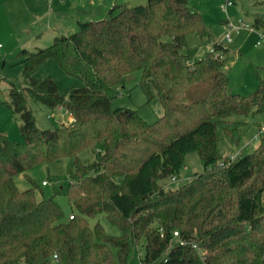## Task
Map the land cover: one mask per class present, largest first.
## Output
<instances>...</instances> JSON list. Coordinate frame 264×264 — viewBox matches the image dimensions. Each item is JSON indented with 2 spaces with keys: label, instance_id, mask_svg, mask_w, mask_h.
I'll return each mask as SVG.
<instances>
[{
  "label": "trees",
  "instance_id": "trees-1",
  "mask_svg": "<svg viewBox=\"0 0 264 264\" xmlns=\"http://www.w3.org/2000/svg\"><path fill=\"white\" fill-rule=\"evenodd\" d=\"M77 26L27 52L24 85L8 91L22 140L0 132V264H128L141 240L140 264H264V137L232 159L219 148L222 138L238 145L247 130L232 115L264 114V65L252 92H231L223 70L227 48L211 40L187 0L117 3L105 17ZM188 34L211 43L204 56L191 60L181 51ZM47 58L81 84L61 94L52 76L35 78ZM133 71L140 72L144 103L161 105L151 122L135 109L112 106ZM29 99L50 109L61 105L72 120L40 129ZM83 149L94 152L91 162L79 159ZM192 151L202 170L175 188L159 185L180 177ZM67 156L73 157L65 190L72 218L52 197L36 199L31 179L25 190L13 180ZM99 215L120 234H107L98 221L89 225Z\"/></svg>",
  "mask_w": 264,
  "mask_h": 264
},
{
  "label": "rangeland",
  "instance_id": "rangeland-1",
  "mask_svg": "<svg viewBox=\"0 0 264 264\" xmlns=\"http://www.w3.org/2000/svg\"><path fill=\"white\" fill-rule=\"evenodd\" d=\"M107 1L0 0V132L9 140H22L19 131L21 123L19 115L7 106L10 85L14 84L17 88L24 85L21 76V60L27 52L48 46L55 34L59 33L57 30L69 35L77 30V21L85 20L86 16L88 20L105 17L106 6L103 4ZM115 1L145 2V0ZM187 1L189 6L200 12L211 34V40L223 42L222 35L227 20L242 19L246 24L254 27V30L241 28L233 32L231 41L224 43L227 52L223 56L225 64L223 70L228 76L230 91L241 95L252 92L257 86L258 76L263 75V71L258 67L264 65V1L256 3L255 0H230L232 4L225 7L222 5L226 0ZM257 23L258 27H256ZM259 32H262V38L259 37ZM257 40H260L259 44H256ZM209 43L201 42L196 34H188L185 38V47L181 51L187 52L189 59L194 60L208 51ZM33 76L35 78L52 76L61 94H65L72 86L81 84L79 79L67 75L53 58H47ZM139 76V71L130 72L125 76L124 86L117 91L116 97L112 100V106L135 109L144 120L151 122L160 114L161 105L156 99L150 103H144L145 96L138 86ZM28 103L38 128H53L59 124L55 118L48 117L50 112L48 106L32 99H29ZM230 119L246 122L247 130L238 145H231L222 138L219 142L222 158H231V156L234 158L242 153L251 152L258 145L260 137H264V114L258 113L255 116L235 114ZM255 133L260 135H255L253 138ZM78 157L81 161L89 163L94 159V152L83 149ZM72 162L73 157L67 156L49 163H38L25 172L15 174L13 180L18 190H25L31 186L27 178L31 179L37 185L34 191L36 199L52 197L64 215L68 216L72 211L76 212L70 207L65 194L69 180L68 168L71 167ZM201 170L202 161L198 153L192 151L185 155L180 177L174 180L164 177L159 179L158 183L164 189L175 188ZM43 180L46 182L45 185H41ZM96 221L107 234L112 236L120 234L118 227L109 222L104 215L88 218L89 225H93ZM143 243L144 241L141 240L131 249L128 264H140L144 251ZM115 251L113 248V253ZM51 264L55 263L51 262Z\"/></svg>",
  "mask_w": 264,
  "mask_h": 264
},
{
  "label": "built area",
  "instance_id": "built-area-1",
  "mask_svg": "<svg viewBox=\"0 0 264 264\" xmlns=\"http://www.w3.org/2000/svg\"><path fill=\"white\" fill-rule=\"evenodd\" d=\"M232 2L230 0H226L225 4L222 5V7H225L226 5H231ZM241 28H248L250 30H254L253 26H250L248 24H246L242 19H237L236 21H229L227 20L226 24H225V31L222 35V43H227L231 41V34L233 32H237L239 31ZM259 37H263L262 32H259ZM260 40L256 41V44H259ZM48 117H52L55 118L59 123H67L68 121L72 120V115L71 113L64 107H62L61 105H58L57 107L50 109V112L48 113ZM233 158V156H231V159ZM175 177L172 176L171 180H174ZM42 185H45L46 182L43 180L41 181ZM72 214L69 215V218H72ZM173 236L177 235L176 231H173ZM52 258L55 260L57 258L56 254L53 253L52 254Z\"/></svg>",
  "mask_w": 264,
  "mask_h": 264
},
{
  "label": "crops",
  "instance_id": "crops-1",
  "mask_svg": "<svg viewBox=\"0 0 264 264\" xmlns=\"http://www.w3.org/2000/svg\"><path fill=\"white\" fill-rule=\"evenodd\" d=\"M117 3H129V4H136V2H134V1H132V2H129V1H126V2H116L115 0H108L105 4H103V6L105 5L106 7L104 8V11H106L107 12V10L113 5V4H117ZM86 14H88V13H86ZM85 20H88L89 18L86 16L85 18H84ZM59 33L58 34H61L62 32L60 31V30H57ZM57 33L55 34V35H58ZM62 34H64V33H62ZM209 45L211 46V43H209ZM208 49H210V47L208 48ZM204 56V55H203ZM255 135L257 136V135H260V133H255L252 137L253 138H255ZM250 140H251V138H250ZM243 146H245L246 144H242ZM241 145V146H242Z\"/></svg>",
  "mask_w": 264,
  "mask_h": 264
}]
</instances>
